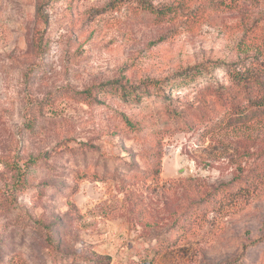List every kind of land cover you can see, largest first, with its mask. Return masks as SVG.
Returning a JSON list of instances; mask_svg holds the SVG:
<instances>
[{"label": "rangeland", "instance_id": "rangeland-1", "mask_svg": "<svg viewBox=\"0 0 264 264\" xmlns=\"http://www.w3.org/2000/svg\"><path fill=\"white\" fill-rule=\"evenodd\" d=\"M147 1L0 0V264H264V123L213 68L264 58V0Z\"/></svg>", "mask_w": 264, "mask_h": 264}, {"label": "trees", "instance_id": "trees-1", "mask_svg": "<svg viewBox=\"0 0 264 264\" xmlns=\"http://www.w3.org/2000/svg\"><path fill=\"white\" fill-rule=\"evenodd\" d=\"M142 3L145 9H155V12L159 13V10L147 0H138ZM208 64L189 66L182 69L181 71L173 74L170 77L162 80H151L149 83H145L138 86H130L121 84L118 81L112 82V85L116 87L118 92L123 99L126 101L141 99L143 96L151 95L150 85L155 84L161 90L166 91L167 95L172 94L174 90L189 85L195 78L205 72L209 78L215 79V75L211 72ZM213 68L225 69L228 84H220L224 90L223 95L227 96V99H233V104L239 110V118H235L234 114L228 113L230 118L226 119L227 116H222L219 119L221 126H230L235 121L248 122L254 119L260 123H264V58L258 56H249L243 60L225 63L215 62ZM165 96V97H166ZM223 101L224 98L222 97ZM230 112V111H229ZM250 174H247V180L240 188L241 190L246 189L247 185L264 182V160L252 168ZM249 171V172H250ZM244 186V187H243Z\"/></svg>", "mask_w": 264, "mask_h": 264}]
</instances>
